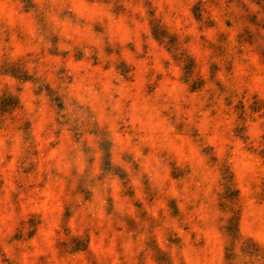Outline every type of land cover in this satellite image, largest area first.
<instances>
[{
	"label": "rangeland",
	"instance_id": "1",
	"mask_svg": "<svg viewBox=\"0 0 264 264\" xmlns=\"http://www.w3.org/2000/svg\"><path fill=\"white\" fill-rule=\"evenodd\" d=\"M0 264H264V0H0Z\"/></svg>",
	"mask_w": 264,
	"mask_h": 264
}]
</instances>
